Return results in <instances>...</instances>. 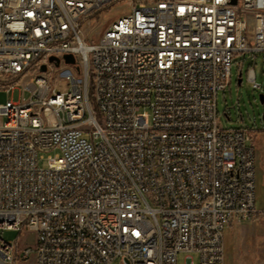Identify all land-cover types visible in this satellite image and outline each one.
Here are the masks:
<instances>
[{"label":"built area","instance_id":"obj_1","mask_svg":"<svg viewBox=\"0 0 264 264\" xmlns=\"http://www.w3.org/2000/svg\"><path fill=\"white\" fill-rule=\"evenodd\" d=\"M122 1L0 0V91L23 96L0 104V203L256 204L253 134L219 126L217 96L264 53V0H126L85 39ZM233 222L0 219V264H225ZM24 230L36 249L2 236Z\"/></svg>","mask_w":264,"mask_h":264},{"label":"rangeland","instance_id":"obj_2","mask_svg":"<svg viewBox=\"0 0 264 264\" xmlns=\"http://www.w3.org/2000/svg\"><path fill=\"white\" fill-rule=\"evenodd\" d=\"M128 3L124 0L107 10L101 26H98L99 15L92 17L91 22L85 23L83 27L85 39L92 32L91 39L95 40L114 20L130 14L132 6ZM251 69L256 74V82L261 86L260 89H254L248 80ZM240 73H242V83L239 85ZM47 75H52L51 70L47 72ZM33 76L34 74H31L26 77L23 83H30ZM260 95H264V53L235 56L231 85L219 91L217 96L218 122L222 129L248 128L253 134L256 152V209L247 218L239 220L243 222L227 228L225 264H264V103L261 102ZM22 97L18 91L7 94L1 90L0 104L8 100L19 102L22 101ZM24 97L28 98L29 93L25 92ZM54 154L44 153L46 159L40 162V166L47 168V158ZM2 236L8 242L14 243L19 251L27 247L37 248L38 236L30 230L4 231ZM189 256L191 260H187V254L179 255V264H198L196 255ZM18 264H37L36 255L33 254L29 260ZM113 264L123 263L121 259H118Z\"/></svg>","mask_w":264,"mask_h":264},{"label":"bare ground","instance_id":"obj_3","mask_svg":"<svg viewBox=\"0 0 264 264\" xmlns=\"http://www.w3.org/2000/svg\"><path fill=\"white\" fill-rule=\"evenodd\" d=\"M255 209L254 203H0V219L239 221Z\"/></svg>","mask_w":264,"mask_h":264},{"label":"water","instance_id":"obj_4","mask_svg":"<svg viewBox=\"0 0 264 264\" xmlns=\"http://www.w3.org/2000/svg\"><path fill=\"white\" fill-rule=\"evenodd\" d=\"M65 59H66V62L67 63H70V64H72V63H74V57L72 56V55H67V56H65ZM50 61L51 62H53V61H56L57 63V65L59 64V60L58 59H56V58H51L50 59ZM46 70H47V67L44 65L43 67H42V69H41V71L42 72H46ZM78 70L80 71V69L78 68ZM238 83H239V85L242 83V73H240V75H239V80H238ZM260 99H261V102L262 103H264V95H260Z\"/></svg>","mask_w":264,"mask_h":264},{"label":"crops","instance_id":"obj_5","mask_svg":"<svg viewBox=\"0 0 264 264\" xmlns=\"http://www.w3.org/2000/svg\"><path fill=\"white\" fill-rule=\"evenodd\" d=\"M233 224H236V222H233L231 225H233ZM231 225H230V226H231ZM230 226H229V227H230ZM229 227H228V228H229ZM225 255H226V246H225Z\"/></svg>","mask_w":264,"mask_h":264}]
</instances>
